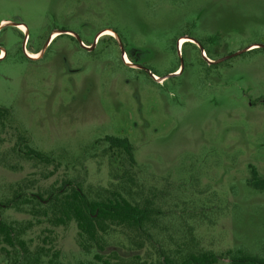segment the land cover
Here are the masks:
<instances>
[{
    "label": "rangeland",
    "instance_id": "rangeland-1",
    "mask_svg": "<svg viewBox=\"0 0 264 264\" xmlns=\"http://www.w3.org/2000/svg\"><path fill=\"white\" fill-rule=\"evenodd\" d=\"M253 44L264 45V0H0V107L9 110L0 157L23 134L61 163L44 179V166L0 161V198L26 178L45 189L77 176L107 185V162L94 154L107 136L127 137L143 176L223 201L214 224L197 226L207 248L264 254V191L247 183L252 167L264 171V48ZM4 216L32 219L12 208ZM77 232L75 222L41 224L25 238L54 245L65 261L92 258Z\"/></svg>",
    "mask_w": 264,
    "mask_h": 264
},
{
    "label": "trees",
    "instance_id": "trees-1",
    "mask_svg": "<svg viewBox=\"0 0 264 264\" xmlns=\"http://www.w3.org/2000/svg\"><path fill=\"white\" fill-rule=\"evenodd\" d=\"M185 44V43H184ZM260 49V48H259ZM177 68L176 70H178ZM264 99V98H263ZM9 116L0 107V121ZM127 137L109 135L98 156L108 165L107 185L86 182L85 177L63 178L60 184L38 187L23 179L11 187V196L0 198V257L6 264H264V254L244 247L216 251L207 248L197 233L198 224H214L223 213L215 191L197 188L169 177L143 176ZM44 166L42 177L55 174L61 163L33 148L23 134L0 157L3 165L20 170V162ZM247 183L264 191V171L255 167ZM36 188V189H35ZM205 195V196H204ZM26 212L32 219L8 220L7 209ZM75 222L77 242L87 260L65 261L62 251L43 241L34 247L25 238L36 225L68 226ZM113 247V248H112ZM125 249L129 254H124Z\"/></svg>",
    "mask_w": 264,
    "mask_h": 264
},
{
    "label": "water",
    "instance_id": "water-1",
    "mask_svg": "<svg viewBox=\"0 0 264 264\" xmlns=\"http://www.w3.org/2000/svg\"><path fill=\"white\" fill-rule=\"evenodd\" d=\"M103 32V31H102ZM101 33V32H100ZM99 33V34H100ZM115 35H116V33H115ZM116 37L118 38V36L116 35ZM119 39V38H118ZM77 40L80 42V44L84 47V48H86V49H88V50H91V49H93V47H94V45H91V46H88V45H86L85 43H83L82 42V40H81V38L77 35ZM253 45H257V46H259V48H264V45L263 44H253ZM253 45H251V46H253ZM120 46H121V52H122V57H123V59H124V57H125V55H126V50H125V48H124V46H123V44H121V42H120ZM201 46V50H202V52H203V54H204V48H203V46L202 45H200ZM251 46H249V47H247L246 49H244V50H242V51H237V52H235V53H233V54H230V55H228V56H226V57H224V58H222V59H220V60H218V61H211L208 57H206V59L209 61V62H219V61H223V60H226V59H228V58H230V57H232V56H236V55H239V54H241V53H243L244 51H246V50H248ZM125 60V59H124ZM127 62V61H126ZM136 66H138L139 68H143V66H141V65H136ZM176 74V73H175ZM175 74H172V75H175ZM153 75V77L154 78H156L157 79V77L154 75V74H152ZM165 77H162V79H164Z\"/></svg>",
    "mask_w": 264,
    "mask_h": 264
},
{
    "label": "bare ground",
    "instance_id": "bare-ground-1",
    "mask_svg": "<svg viewBox=\"0 0 264 264\" xmlns=\"http://www.w3.org/2000/svg\"><path fill=\"white\" fill-rule=\"evenodd\" d=\"M104 33L114 34V33H113L112 31H110V30L104 31ZM56 34H57V33H54L53 36H52V38H53ZM187 40H188L187 37H181V38H180V41H179V44H178V47L180 48V46L183 45V43H184L185 41H187ZM31 55H32V57H36L35 54H31ZM124 59H125V61L130 62L129 58H128L126 55H125ZM155 76L157 77V75H155Z\"/></svg>",
    "mask_w": 264,
    "mask_h": 264
},
{
    "label": "flooded vegetation",
    "instance_id": "flooded-vegetation-1",
    "mask_svg": "<svg viewBox=\"0 0 264 264\" xmlns=\"http://www.w3.org/2000/svg\"><path fill=\"white\" fill-rule=\"evenodd\" d=\"M20 29L23 31H26V27L24 25H19ZM184 44V43H183ZM183 45H181L180 47L182 48ZM3 55V52H1V56ZM31 55V54H30ZM32 56V55H31Z\"/></svg>",
    "mask_w": 264,
    "mask_h": 264
}]
</instances>
